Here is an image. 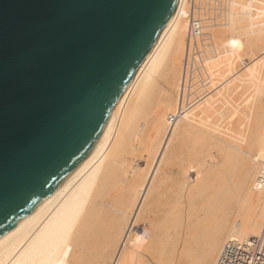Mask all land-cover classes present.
Instances as JSON below:
<instances>
[{"label":"bare ground","instance_id":"obj_1","mask_svg":"<svg viewBox=\"0 0 264 264\" xmlns=\"http://www.w3.org/2000/svg\"><path fill=\"white\" fill-rule=\"evenodd\" d=\"M193 3L178 0L83 162L0 237V264H218L261 234L264 0Z\"/></svg>","mask_w":264,"mask_h":264},{"label":"water","instance_id":"obj_2","mask_svg":"<svg viewBox=\"0 0 264 264\" xmlns=\"http://www.w3.org/2000/svg\"><path fill=\"white\" fill-rule=\"evenodd\" d=\"M178 0H0V237L108 128Z\"/></svg>","mask_w":264,"mask_h":264},{"label":"built area","instance_id":"obj_3","mask_svg":"<svg viewBox=\"0 0 264 264\" xmlns=\"http://www.w3.org/2000/svg\"><path fill=\"white\" fill-rule=\"evenodd\" d=\"M194 5L192 0V6ZM203 53H194L199 56ZM225 252L218 258V264H264V228L260 235L244 242L229 241Z\"/></svg>","mask_w":264,"mask_h":264},{"label":"rangeland","instance_id":"obj_4","mask_svg":"<svg viewBox=\"0 0 264 264\" xmlns=\"http://www.w3.org/2000/svg\"><path fill=\"white\" fill-rule=\"evenodd\" d=\"M251 20V14H250V12H247L243 17H242V19L241 20H239V22H238V27H237V32L238 31H240V32H242L243 34L245 33V31L248 29V27H249V24H250V21ZM239 33V32H238ZM227 34V33H226ZM225 34V35H226ZM225 35H223V37H225ZM222 36V35H221ZM220 90H221V88L220 89H218V93L220 92ZM217 91V89L216 90H214V92H216ZM222 109H223V112H225V113H228L229 112V108H228V106L226 105V104H224L223 106H222ZM209 154H206V161H207V164L208 165H211V164H214V162H213V160H212V157L209 155ZM211 158V159H210ZM136 159V160H135ZM134 159V161H136L135 162V164H137L138 165V167L140 166V167H146L145 165H149L147 162L145 163V156L144 155H142L141 156V154L139 155V158L138 157H136ZM139 167V168H140ZM149 169V168H148ZM166 178H167V176H166ZM168 178H169V176H168ZM158 185H156V186H159L160 187V184L159 183H157ZM157 188V187H156ZM181 201L182 202H184L185 201V198H182L181 199ZM174 232H176V233H174ZM173 233V234H172ZM171 234L173 235L172 236V238H174L175 236H177V230H173L172 232H171ZM176 234V235H175ZM133 251L135 252V250L133 249Z\"/></svg>","mask_w":264,"mask_h":264}]
</instances>
